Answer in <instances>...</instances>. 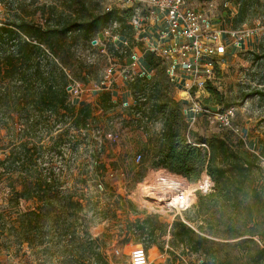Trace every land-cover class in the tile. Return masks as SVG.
Listing matches in <instances>:
<instances>
[{
	"label": "rangeland",
	"instance_id": "374dc122",
	"mask_svg": "<svg viewBox=\"0 0 264 264\" xmlns=\"http://www.w3.org/2000/svg\"><path fill=\"white\" fill-rule=\"evenodd\" d=\"M188 1L208 9L213 24L259 29L246 49L233 52L218 69L211 84L215 91H205L198 99L215 111L232 108V124L240 130L236 135L258 153L264 148V0ZM126 8V0H0V25L24 20L46 26V22L55 25L100 16L104 21L86 37L76 32L67 35L66 50L60 53L66 64L64 81L70 106H86L91 112L86 128L73 125L69 115L37 119L32 126L24 115L15 118L18 111L11 105H0V264L88 263L87 258L107 244L109 252L104 259L99 257L100 264H127L128 253L136 245L145 249L147 264H170L178 256L182 264H264V250L258 249H264L263 211L252 213L255 222L250 230L258 234L251 242L208 238L195 253L189 245L184 250L176 240L173 233L179 227L171 226L175 219L205 237L198 226L220 229L218 224L229 213L219 200H200V195L207 194L198 190L202 175L191 182L155 166L152 144L147 141L149 145L144 147L145 139L162 126L160 114L146 112L152 103V81L160 83L163 95L170 92L180 97L185 103L182 115L191 100L180 85L170 81L165 60L156 55L154 66L141 63L135 71L145 72L149 80L130 81L128 55L137 51L142 58L145 46L136 42L129 21L123 18ZM115 34L119 39L113 38ZM120 45L123 47L118 48ZM44 59L39 55V64ZM133 101L140 106L132 107ZM28 114L36 118V112L29 110ZM215 125L212 113L188 122L200 134L217 132ZM260 165L264 170V157ZM44 179L53 187L49 191L43 187ZM174 184L186 192L188 202L169 208L164 203ZM27 212L38 215L25 216ZM129 213L148 218L152 237L137 236V232L126 245L121 241L123 234L116 221ZM97 226L100 239L89 238L90 230ZM157 245L164 249L162 257ZM112 248L121 253H110Z\"/></svg>",
	"mask_w": 264,
	"mask_h": 264
},
{
	"label": "trees",
	"instance_id": "16d2710c",
	"mask_svg": "<svg viewBox=\"0 0 264 264\" xmlns=\"http://www.w3.org/2000/svg\"><path fill=\"white\" fill-rule=\"evenodd\" d=\"M130 17L131 9L126 8L123 18L129 21ZM103 22V16H100L90 20H64L55 25L46 22V26L30 24L24 20L0 25V105H11L18 111L15 118L24 115V120L32 126L33 121L37 119L47 121L51 117L69 115L73 125L86 128L91 112L86 106L79 109L70 106L64 81L66 64L60 53L66 50L64 40L67 35L76 32L86 37ZM129 27L131 28L130 25ZM46 51L53 59L48 57ZM39 55L45 57L42 65L41 61L40 64L38 62ZM154 57V54L144 52L145 65L154 66ZM141 80L149 79L146 76L136 77L132 83ZM152 82L154 89L150 96L152 103L146 107V112L149 115L150 112L160 114L162 126L155 135H149L145 139L144 147L147 141L152 144L155 166L191 182L199 179L203 173L206 174L213 182V188L206 195H200V200L210 202L213 199L219 200L220 205L229 213V217L218 224L220 229H215L214 225L208 228L198 226L199 232L205 237L197 236L191 226L189 228L184 222L175 219L171 226L179 227V232L173 233L177 237L176 240L185 246L184 250L189 245L191 251L195 253L208 238L237 239L238 243L251 242V237L258 234L250 230L254 227L255 221L252 219L254 211L258 213L263 211L264 221V170L260 165V159L264 157V148L258 153L253 152L232 130L217 123L215 125L218 127L217 132L200 134L191 130L185 115L181 114V106L183 107L185 103L172 96L170 92L166 93V96L163 95L160 83ZM206 91L212 94L215 89L208 84ZM134 106L140 104L134 101ZM29 110L36 112L34 120L30 118ZM42 183L45 191L53 188L48 179H44ZM208 211L209 209L205 214ZM27 213L25 216L38 215L33 212ZM239 214H242L243 218H240ZM206 222L209 224V220ZM132 228L136 233L132 235L126 233L121 238L124 244L137 232V236L153 235V229L146 217L143 221L128 226L127 231L130 232ZM220 232L224 235L219 236ZM260 237L262 240V236ZM262 242L264 246V241ZM157 248L160 252L164 250L158 245ZM258 249L264 250L260 247ZM178 257L170 264H182Z\"/></svg>",
	"mask_w": 264,
	"mask_h": 264
},
{
	"label": "built area",
	"instance_id": "2783aa9c",
	"mask_svg": "<svg viewBox=\"0 0 264 264\" xmlns=\"http://www.w3.org/2000/svg\"><path fill=\"white\" fill-rule=\"evenodd\" d=\"M126 1L131 9L129 25L135 33V40L144 42L142 54L150 52L164 59L167 77L171 82L180 85L186 99L191 100L190 105L183 109L185 119L193 122L203 113H212L215 123L237 134L240 130L232 124V108L213 111L211 107L203 106L198 99L206 91V86L212 84L216 72L223 66L227 57L233 52L246 49L247 41L251 40L259 29L237 30L213 24L208 9L197 8L188 0ZM113 23L115 25L116 22ZM119 37L118 34L113 36L114 39ZM120 41L122 45L126 44L124 39ZM128 59L127 73L130 81L137 76L146 75L143 71L135 74L140 66L139 52L131 51ZM136 114L139 115V112ZM109 176L112 177L113 174L109 173ZM212 188L213 182L203 173L198 190L208 193ZM168 193L171 195L164 204L169 208L188 202L187 194L180 185L174 184ZM130 232L136 233L133 228ZM113 253L119 254L118 249L113 250ZM147 263V253L141 245H136L129 251L127 264Z\"/></svg>",
	"mask_w": 264,
	"mask_h": 264
},
{
	"label": "crops",
	"instance_id": "0c3cea01",
	"mask_svg": "<svg viewBox=\"0 0 264 264\" xmlns=\"http://www.w3.org/2000/svg\"><path fill=\"white\" fill-rule=\"evenodd\" d=\"M144 40V39H143ZM143 44H144V42H142ZM141 63H143L144 65H145V63H144V61H143V57L140 59V65H141ZM175 85H177L178 86V84H175ZM181 88V87H180ZM177 96V95H176ZM177 99L178 100H181L180 99V97L179 96H177ZM134 213V212H133ZM141 213V212H140ZM139 213V214H140ZM134 214H136V213H134ZM117 217H120L119 215L117 216ZM145 218V216L143 215V214H141V216L140 215H138V213H137V215L135 216V215H133L132 213L130 214H127V215H125V216H123V218H120L119 220H117L116 222H117V227H118V231L120 232V233H122L123 234V236L121 237V238H123L124 237V235L126 234V233H128V234H130V235H132V233L131 232H129V231H127V228H128V226H131V225H134V224H137L138 222H141V221H143V219ZM103 223H104V221H103ZM92 228V227H91ZM92 230H94V231H92ZM92 230H90V236H89V238L91 237V239H94V238H96V237H98V239H100L99 238V233H101L99 230H100V227L99 226H97V227H94ZM99 231V232H98ZM86 238H87V236H86ZM115 243H117V242H115ZM126 245V244H125ZM108 244L106 245V247L105 248H100V252L98 253V254H95V256H92V255H90L87 259H88V263H87V261H85V262H82V263H78V264H100V260H99V257L100 258H103L104 259V256H105V254H107L109 251H108ZM152 247H155V245H152ZM113 250H115V248L113 249L112 248V250H110V253L112 252L113 253ZM119 251V250H118ZM120 253H121V251H119ZM67 255V254H66ZM98 257V258H97ZM147 257H148V255H147ZM159 257H162V254H161V252H160V255H159ZM73 264L72 262H63V264ZM74 264H76V263H74Z\"/></svg>",
	"mask_w": 264,
	"mask_h": 264
},
{
	"label": "water",
	"instance_id": "95a60500",
	"mask_svg": "<svg viewBox=\"0 0 264 264\" xmlns=\"http://www.w3.org/2000/svg\"><path fill=\"white\" fill-rule=\"evenodd\" d=\"M211 109H212L213 111H215V110H216V108H215V107H211Z\"/></svg>",
	"mask_w": 264,
	"mask_h": 264
},
{
	"label": "bare ground",
	"instance_id": "6f19581e",
	"mask_svg": "<svg viewBox=\"0 0 264 264\" xmlns=\"http://www.w3.org/2000/svg\"><path fill=\"white\" fill-rule=\"evenodd\" d=\"M151 191H152V189H151Z\"/></svg>",
	"mask_w": 264,
	"mask_h": 264
}]
</instances>
